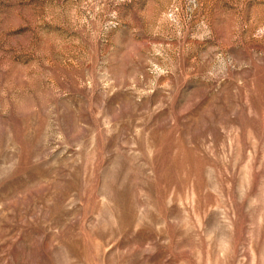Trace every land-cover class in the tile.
<instances>
[{
    "label": "rangeland",
    "instance_id": "obj_1",
    "mask_svg": "<svg viewBox=\"0 0 264 264\" xmlns=\"http://www.w3.org/2000/svg\"><path fill=\"white\" fill-rule=\"evenodd\" d=\"M0 264H264V0H0Z\"/></svg>",
    "mask_w": 264,
    "mask_h": 264
}]
</instances>
